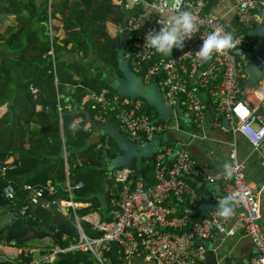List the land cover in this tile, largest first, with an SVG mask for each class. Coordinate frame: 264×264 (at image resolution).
Segmentation results:
<instances>
[{
  "label": "built area",
  "instance_id": "built-area-1",
  "mask_svg": "<svg viewBox=\"0 0 264 264\" xmlns=\"http://www.w3.org/2000/svg\"><path fill=\"white\" fill-rule=\"evenodd\" d=\"M116 3L126 12L124 21L116 24V29L131 38L126 56L133 71L140 74L146 64L143 80L156 83L170 105L180 98V106L191 114L198 127L212 115L221 128H237L255 149H261L264 145V69L260 82L246 88L249 73L245 68L250 57L237 55L233 49L246 48L249 55L247 50L256 51L264 45L263 38H250L244 30L251 31L258 25L264 27V0H234L233 21H226L217 13L226 0H116ZM173 4L175 8L171 7ZM178 10H189L196 17L198 27L193 37L184 42L183 48H173L168 56L145 47L146 34L152 29L159 30L162 27L159 20L166 22L167 17ZM215 29L231 32L236 43L208 61H201L196 51L203 37ZM87 101L95 121L104 123L115 118L119 130L135 142H150L163 128H169V123L156 122L152 113L144 111L141 100L102 90L90 91ZM57 107L59 110L74 108L71 102L58 103ZM173 153L171 148L156 151L150 183L141 177L135 178L130 167L116 169L114 176L119 187L110 190L112 219L96 227L102 234L90 238L80 229L78 241L66 248L58 247L53 253H43L32 264L51 262L54 253L60 250H90L103 264L102 255L111 250L113 244L119 246L123 263L146 258L155 264H204L208 242L217 234L226 250L219 260L240 264L228 242L240 230L251 239L256 250L248 264H264L262 203L253 182L247 178L246 166L239 159L236 147L229 151L227 164L233 169L231 177H225L223 169L210 173L199 167L185 149H180L168 165L165 160ZM262 163L264 165V161ZM12 168L13 164L0 167L7 182L3 194L9 201L15 199L12 180L6 178L7 170ZM192 178L220 184L218 191L211 192L213 205L200 221H195L194 216L183 209V205L197 208L205 196L189 181ZM25 189L29 203L22 207V214H26L31 205L45 208L55 205L57 210L77 205L72 199L46 200V195L55 192L53 185L27 184ZM225 195L237 197L240 210L234 224L217 212V202ZM77 225L81 228L78 222Z\"/></svg>",
  "mask_w": 264,
  "mask_h": 264
},
{
  "label": "trees",
  "instance_id": "trees-1",
  "mask_svg": "<svg viewBox=\"0 0 264 264\" xmlns=\"http://www.w3.org/2000/svg\"><path fill=\"white\" fill-rule=\"evenodd\" d=\"M8 15H14L15 24L7 36H0V106L6 108L0 115V167L13 164L6 178L12 180L15 199L4 197L7 182L0 172V209L10 205L13 213L11 222L0 228V242L27 248L29 242L51 236L66 248L80 238L77 218L90 238L103 231L85 221L86 215L97 212L103 223L112 219L109 188L116 183L114 171L125 166L110 169L107 158L117 153L92 141L85 98L90 91L117 93L110 79L122 75L118 52L124 35L116 24L126 12L114 0H0V23ZM58 17L64 38L51 25ZM66 102L74 108L59 110L58 103ZM155 165L148 159L141 176L134 177L152 182L148 172ZM27 184L55 186L46 200L71 198L88 205L70 206L67 213L55 205H31L22 214L29 203ZM118 250L113 244L104 251L103 264H123ZM53 252L41 248L32 255L23 250L0 264H32L34 257ZM37 264L101 263L90 250H60L51 262Z\"/></svg>",
  "mask_w": 264,
  "mask_h": 264
},
{
  "label": "crops",
  "instance_id": "crops-1",
  "mask_svg": "<svg viewBox=\"0 0 264 264\" xmlns=\"http://www.w3.org/2000/svg\"><path fill=\"white\" fill-rule=\"evenodd\" d=\"M114 1L116 2V0ZM233 2L234 0H226V3L221 5L217 10V13L223 16L224 20L226 21L234 20V12L232 10ZM14 24L15 19H9L5 32L0 33V36H7L10 31H12L11 26H13ZM53 26L54 28H56V35L62 37L65 34L64 30L59 28L56 20H54ZM244 30L250 38L259 37L264 39V37L256 31V28H252L251 31L246 28H244ZM258 50H247L249 52V55L246 54L247 52L245 50V53H243V55L251 57L252 55L256 54ZM124 57L126 58V53L124 54ZM118 77L114 79L116 80ZM144 83L152 84L145 81ZM123 94L125 95L121 94V96L129 97L133 100H141L143 103L144 111L146 110L152 113L156 122L169 123V128H163L156 134L154 140L149 142L150 145L147 146V149L150 151V153L141 156V173L142 167L146 165L148 159H152V155H155L156 151L162 148H171L173 152H175L177 149H185L190 152V154H192V156L196 159L197 165L199 167L205 169L210 173H216L223 169V165L225 163H228L229 151L234 146L237 149L239 159L243 161L246 166L247 178L253 182L255 190L259 194L264 212V165L262 163V161H264V145L261 149H255L241 131H239L237 128H221L215 122L212 115H208L202 126L198 127L192 120L191 114H189V112L184 107L169 105L167 101H164L162 95H158L157 93L153 95L151 101L147 100L143 96L136 95L134 96V98H132L133 96L131 97V95H128L126 93ZM86 99L87 96L85 100ZM165 103L167 106H165ZM5 109V106H0V115H2ZM87 115L89 116L88 122L90 123L87 124V126L89 127L88 129L91 132L92 141L107 144L111 152L117 153L116 158H107V164L109 168L113 169L117 166L122 165L125 167H130L132 169V164L135 163L136 169L134 170V173H136L137 158L139 156L136 155L133 150H131V152L127 154V152L124 151L120 145L122 142L124 143L131 141L134 143V141L130 140L119 130L116 119L114 118L102 123L94 120V118L91 116L90 110L87 111ZM143 144L145 143L138 142V145L142 146ZM122 157H124V159H120ZM153 172V169L152 171H149L148 176H153ZM189 180L190 182L195 183L197 186H201L203 188L202 191H204L205 196L204 199L199 203L198 207L201 206L203 202H205L206 196L209 194L212 204L207 209L208 211L213 205L211 192L213 190L218 191L220 184H213L200 180L196 181V179ZM197 186L195 187L197 188ZM118 187L119 184L116 182L109 189L113 191ZM197 190L201 192L198 188ZM86 205H88V203H77L76 206L71 207L77 208ZM185 206L187 205H183V209ZM68 208H63L58 211L67 213ZM239 210V205L235 201L234 215L230 219H228L229 223L234 224L236 222ZM12 216V209L8 210L7 205L4 206V208L0 209V228L6 223L11 222ZM84 220L92 224L94 227H97L99 224H103L101 216L97 212L89 213L84 217ZM76 222L81 225L79 218H77ZM80 229H82V231L84 232L82 226L81 228H79V230ZM219 237L220 236H218L217 234V237L209 240L207 245L209 249L205 256L204 264H229L227 261L219 260V257H222V255L226 251L223 243L221 242V238ZM228 242L230 243L233 252L237 257L238 262L240 264H248L250 258L255 254L256 250L251 239L245 234V232L243 230H240L237 235L229 238ZM58 247L59 245L55 243L54 239H52L51 236L31 241L29 242L27 248H17L13 244L0 242V263L8 259H12L15 256H19L23 252V250L25 251V253H32V255H34L41 248L57 250ZM34 259L36 258L34 257ZM123 264H155V262L151 259L135 258L131 262Z\"/></svg>",
  "mask_w": 264,
  "mask_h": 264
},
{
  "label": "water",
  "instance_id": "water-1",
  "mask_svg": "<svg viewBox=\"0 0 264 264\" xmlns=\"http://www.w3.org/2000/svg\"><path fill=\"white\" fill-rule=\"evenodd\" d=\"M256 31L261 36L264 37V27L262 25H258L256 28ZM122 38H124V40H122L119 46V52H118L119 67L122 70V76H119L116 80L110 79L111 86L114 89H116V92L120 95L121 94L125 95L123 93H126L128 95H131V97L133 96L132 98H134V96L136 95H139V96L145 97L147 100H150V101L153 95L157 93L158 95H162L164 101L165 102L167 101V103L169 104L166 98L165 92L158 89L156 83H152V84L144 83L143 77H144V71H145L146 64H144L140 74H137L132 70L130 62H129V58L127 56L126 58L124 57V54L130 48L131 38L127 35L122 36ZM233 51L238 55L245 53V50L241 49L240 47H235ZM100 64L103 66L102 63ZM263 69H264V45L257 51L256 54L250 57V62L245 68V70L249 73V79L244 84L246 88H251L260 82V80L263 78ZM165 106H167L166 103H165ZM173 106H177V107L180 106V98L177 99L176 103ZM148 107H149V104H148ZM120 145L122 149L127 152V154H129L131 150H133V152H135L136 155L139 156L137 158V171L136 173H134V176L135 174L138 176H141V164H142L141 156H143L144 154L150 153V151L147 149V146L150 145L149 142H146L142 146L136 143H133L131 141L124 142V143L122 142ZM179 150L180 149H177L173 153V155L166 158L165 162L168 165L171 164V160H173L176 157ZM120 159H124V157ZM152 160H154V155H152ZM196 181H199V180L196 179ZM211 204H212L211 198L208 194L206 196L205 202H203L201 206H199L198 208H190L188 206H185L184 211L194 216L195 221H200L203 218V216L207 213V209L211 206ZM7 208L8 210L12 209L10 205H7ZM263 215H264V212H263Z\"/></svg>",
  "mask_w": 264,
  "mask_h": 264
},
{
  "label": "clouds",
  "instance_id": "clouds-1",
  "mask_svg": "<svg viewBox=\"0 0 264 264\" xmlns=\"http://www.w3.org/2000/svg\"><path fill=\"white\" fill-rule=\"evenodd\" d=\"M175 8L176 5H171ZM159 15L160 13L157 12ZM159 23L162 27L159 30H150L145 37V47L153 49L156 53L164 56L171 55L173 48H183L184 42L193 37L197 31L196 17L189 10H178L169 15L166 22ZM236 41L231 32H221L219 29L210 31L202 39V44L196 51L201 61H208L212 56L222 50L232 48ZM233 169L227 163L223 165V175L231 177ZM237 197L225 195L217 202L218 215L224 219H230L234 215V204Z\"/></svg>",
  "mask_w": 264,
  "mask_h": 264
},
{
  "label": "rangeland",
  "instance_id": "rangeland-1",
  "mask_svg": "<svg viewBox=\"0 0 264 264\" xmlns=\"http://www.w3.org/2000/svg\"><path fill=\"white\" fill-rule=\"evenodd\" d=\"M9 19H15L13 15H10V16H6L3 20H2V23H0V31L1 32H5L6 28H7V25H8V20ZM56 20V23L58 24L59 28L60 29H63L62 28V21L60 20V17H58ZM51 25L53 26L54 25V20L51 21ZM54 27V26H53ZM64 30V29H63ZM65 32V31H64ZM66 36V33L62 36V38H64ZM152 171V170H151Z\"/></svg>",
  "mask_w": 264,
  "mask_h": 264
}]
</instances>
